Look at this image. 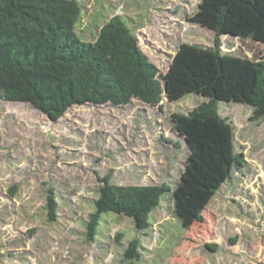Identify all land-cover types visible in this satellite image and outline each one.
Here are the masks:
<instances>
[{"label":"rangeland","instance_id":"rangeland-1","mask_svg":"<svg viewBox=\"0 0 264 264\" xmlns=\"http://www.w3.org/2000/svg\"><path fill=\"white\" fill-rule=\"evenodd\" d=\"M199 1L81 0L75 30L93 41L99 27L120 14L164 73L180 43L213 45L214 31L186 21ZM221 41L225 52L264 58V43L229 34ZM203 100L188 94L154 106L138 99L87 103L55 121L30 103L0 101V264H264V120L251 122V108L240 103L220 102V111L232 121L236 151L246 163L219 189L201 222L184 228L162 207L145 232L131 218L106 212L97 240L85 238L100 178L123 185L179 181L189 147L169 117ZM50 186L58 192L55 221L46 210ZM170 198L166 193L161 205ZM134 237L142 244L140 260L124 257Z\"/></svg>","mask_w":264,"mask_h":264},{"label":"trees","instance_id":"trees-1","mask_svg":"<svg viewBox=\"0 0 264 264\" xmlns=\"http://www.w3.org/2000/svg\"><path fill=\"white\" fill-rule=\"evenodd\" d=\"M83 8L81 0H0V101L30 103L55 121L74 105L119 106L138 99L154 106L188 94L203 97L187 113L169 117L189 147L179 181L123 185L104 176L84 227L86 240L94 242L102 214L113 212L146 232L150 216L162 207L184 228L201 222L219 189L246 163L244 153L236 151L234 126L221 114L220 102L247 105L251 122L264 120V58L225 52L221 41L229 34L264 43V0H200L186 21L214 31L213 45L180 43L164 73L120 14L104 22L93 41L84 40L75 30ZM169 192L171 198L162 206ZM57 193L48 187L50 221L58 217ZM141 247L140 239L132 238L124 257L140 260Z\"/></svg>","mask_w":264,"mask_h":264}]
</instances>
